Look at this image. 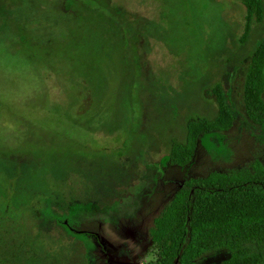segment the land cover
<instances>
[{"label":"rangeland","instance_id":"obj_1","mask_svg":"<svg viewBox=\"0 0 264 264\" xmlns=\"http://www.w3.org/2000/svg\"><path fill=\"white\" fill-rule=\"evenodd\" d=\"M245 15L241 0H0V264H150L186 180L264 164L243 98L264 18L242 43ZM217 85L233 126L171 165Z\"/></svg>","mask_w":264,"mask_h":264},{"label":"trees","instance_id":"obj_2","mask_svg":"<svg viewBox=\"0 0 264 264\" xmlns=\"http://www.w3.org/2000/svg\"><path fill=\"white\" fill-rule=\"evenodd\" d=\"M241 1L246 8L241 38L245 43L253 23L264 18V0ZM213 92L217 114L187 124L185 142L170 145L171 165L190 164L202 135L226 132L233 126L236 117L221 85ZM243 98L248 119L264 126V37L251 54ZM260 142L264 145V138ZM39 217L37 213L36 231L42 234ZM149 238L155 256L150 264H202L198 260L214 250L229 255L218 264H264V164L254 160L250 167L230 173L212 172L186 180L154 220Z\"/></svg>","mask_w":264,"mask_h":264}]
</instances>
